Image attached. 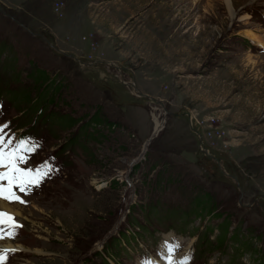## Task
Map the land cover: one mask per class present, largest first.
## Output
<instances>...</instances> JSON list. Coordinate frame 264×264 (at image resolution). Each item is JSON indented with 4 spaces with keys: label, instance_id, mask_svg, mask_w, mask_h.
<instances>
[{
    "label": "rangeland",
    "instance_id": "rangeland-1",
    "mask_svg": "<svg viewBox=\"0 0 264 264\" xmlns=\"http://www.w3.org/2000/svg\"><path fill=\"white\" fill-rule=\"evenodd\" d=\"M260 15L264 0H0V123L45 126L32 162L66 144L74 163L8 206L24 250L7 264H137L169 227L194 233L180 253L212 229L196 264H264ZM96 114L113 129L84 127Z\"/></svg>",
    "mask_w": 264,
    "mask_h": 264
},
{
    "label": "snow or ice",
    "instance_id": "snow-or-ice-1",
    "mask_svg": "<svg viewBox=\"0 0 264 264\" xmlns=\"http://www.w3.org/2000/svg\"><path fill=\"white\" fill-rule=\"evenodd\" d=\"M2 107L0 104V109ZM9 126L10 122L0 125V169L3 170L0 171V181H7V185L0 183V199L26 204L25 200L16 195L14 189L18 188L20 193L30 195L32 189L39 187L45 177L50 175L54 169L47 161L36 169L21 167L28 163L25 154L34 152L38 142L34 137L15 138V143H13V139L6 140L4 133ZM0 225H6L10 229L7 238H14L15 233L11 230L22 227L18 223H14L13 218L3 211H0ZM5 238L4 232L0 230V240ZM165 247L168 252V264H171L173 247L167 243ZM3 260L4 256L0 255V261Z\"/></svg>",
    "mask_w": 264,
    "mask_h": 264
},
{
    "label": "trees",
    "instance_id": "trees-1",
    "mask_svg": "<svg viewBox=\"0 0 264 264\" xmlns=\"http://www.w3.org/2000/svg\"><path fill=\"white\" fill-rule=\"evenodd\" d=\"M33 73H34V76H35L34 77V81H38V80L43 81V80H45L44 79V75H43L42 72H36L34 70ZM47 118L50 119V120H54V121L60 123L61 125H64V127H70L71 125H73L77 121V120H72L68 116H64V115H61V116H58V117H50V116H48ZM83 126L84 127H93V128L99 127V126H103V127L106 126L108 129L109 128L113 129V127H111V125L109 123L107 124L103 120L102 116H99L97 114L94 117H91L89 119V122L85 123ZM210 201H211V198H209L208 195H206L205 201H202L199 198L198 199L194 198L193 199L194 209H196L197 212L204 213L206 208H208L210 206ZM205 212H207V211H205ZM188 215H189V213H188ZM197 216H199V213H198ZM199 218H201V217H199ZM221 240H222V238L219 239V241H218L219 244H220ZM115 241H116V238H111L110 242L105 244V245H108L110 243H114ZM215 248L217 249V246H215Z\"/></svg>",
    "mask_w": 264,
    "mask_h": 264
},
{
    "label": "bare ground",
    "instance_id": "bare-ground-1",
    "mask_svg": "<svg viewBox=\"0 0 264 264\" xmlns=\"http://www.w3.org/2000/svg\"><path fill=\"white\" fill-rule=\"evenodd\" d=\"M255 43V42H254ZM255 45H257L255 43ZM264 45V44H263ZM259 46V45H258ZM262 47V46H260ZM162 123H160L159 121L155 124V133H159L160 130L162 129ZM190 126L192 127L191 123H190ZM197 134V133H196ZM198 135V134H197ZM0 210L3 211V212H6V213H9L12 218H18L17 215H14L13 212H10L11 211V208L8 207V205L6 206L3 202L0 201ZM13 211V210H12ZM20 217V216H19ZM10 246V245H9ZM15 248H17L18 250L21 249L22 247L20 245L17 244V246H13Z\"/></svg>",
    "mask_w": 264,
    "mask_h": 264
},
{
    "label": "built area",
    "instance_id": "built-area-1",
    "mask_svg": "<svg viewBox=\"0 0 264 264\" xmlns=\"http://www.w3.org/2000/svg\"><path fill=\"white\" fill-rule=\"evenodd\" d=\"M212 125H213V124H211V128L205 130V131L203 132V134H212V133H214L216 129H215Z\"/></svg>",
    "mask_w": 264,
    "mask_h": 264
},
{
    "label": "water",
    "instance_id": "water-1",
    "mask_svg": "<svg viewBox=\"0 0 264 264\" xmlns=\"http://www.w3.org/2000/svg\"><path fill=\"white\" fill-rule=\"evenodd\" d=\"M131 87H132V85H130ZM135 89V88H134ZM137 94H139V95H142L141 93H137ZM153 138V135H152V137H151V139ZM199 147H202V140H201V138H199ZM201 149V148H200ZM205 152V151H204ZM206 153V152H205Z\"/></svg>",
    "mask_w": 264,
    "mask_h": 264
}]
</instances>
